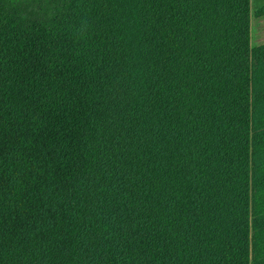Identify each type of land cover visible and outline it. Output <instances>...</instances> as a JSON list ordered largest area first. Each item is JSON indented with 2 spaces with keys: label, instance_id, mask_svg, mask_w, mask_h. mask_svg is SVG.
Returning a JSON list of instances; mask_svg holds the SVG:
<instances>
[{
  "label": "trees",
  "instance_id": "obj_1",
  "mask_svg": "<svg viewBox=\"0 0 264 264\" xmlns=\"http://www.w3.org/2000/svg\"><path fill=\"white\" fill-rule=\"evenodd\" d=\"M250 19L249 0H0V264H264Z\"/></svg>",
  "mask_w": 264,
  "mask_h": 264
},
{
  "label": "rangeland",
  "instance_id": "obj_2",
  "mask_svg": "<svg viewBox=\"0 0 264 264\" xmlns=\"http://www.w3.org/2000/svg\"><path fill=\"white\" fill-rule=\"evenodd\" d=\"M264 5V0H249L250 6V31H249V45L251 48L264 43V15L260 17L254 16V12L260 6Z\"/></svg>",
  "mask_w": 264,
  "mask_h": 264
},
{
  "label": "snow or ice",
  "instance_id": "obj_3",
  "mask_svg": "<svg viewBox=\"0 0 264 264\" xmlns=\"http://www.w3.org/2000/svg\"><path fill=\"white\" fill-rule=\"evenodd\" d=\"M261 35L264 36V32H262Z\"/></svg>",
  "mask_w": 264,
  "mask_h": 264
}]
</instances>
